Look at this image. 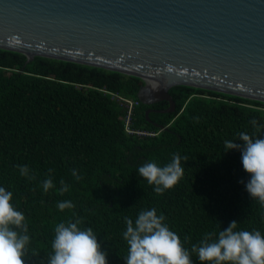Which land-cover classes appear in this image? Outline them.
Returning <instances> with one entry per match:
<instances>
[{
    "label": "trees",
    "instance_id": "1",
    "mask_svg": "<svg viewBox=\"0 0 264 264\" xmlns=\"http://www.w3.org/2000/svg\"><path fill=\"white\" fill-rule=\"evenodd\" d=\"M27 59L0 48V186L13 193L14 207L26 218L31 243L25 264H47L55 226L76 218L83 219L82 229H93L108 264H126L124 217L135 222L151 208L182 243L191 238L184 243L189 249L232 221L237 230L264 234V207L246 189L250 174L241 151H224L225 140L243 144L236 134L251 132L250 120L264 123V101L175 85L169 88L173 112L158 111L166 100L135 107L132 126L156 134H128L124 108L101 88L138 98L143 78L43 55ZM149 108L155 109L150 120ZM173 154L188 157L181 161L184 176L157 195L138 167L149 161L162 167ZM17 165H27L35 179L21 176ZM49 177L54 187L45 193L42 182ZM61 179L69 185L63 194ZM65 200L75 208L61 212L57 204ZM191 259L201 264L195 253Z\"/></svg>",
    "mask_w": 264,
    "mask_h": 264
},
{
    "label": "water",
    "instance_id": "2",
    "mask_svg": "<svg viewBox=\"0 0 264 264\" xmlns=\"http://www.w3.org/2000/svg\"><path fill=\"white\" fill-rule=\"evenodd\" d=\"M0 48L139 76L160 112L180 84L264 101V0H0Z\"/></svg>",
    "mask_w": 264,
    "mask_h": 264
},
{
    "label": "clouds",
    "instance_id": "3",
    "mask_svg": "<svg viewBox=\"0 0 264 264\" xmlns=\"http://www.w3.org/2000/svg\"><path fill=\"white\" fill-rule=\"evenodd\" d=\"M249 123L251 132L236 134V140L243 141V144L225 140L224 151H241L243 168L250 174L246 189L251 198L264 207V123L255 118ZM182 159L188 161L187 156L173 154L171 162L162 167L155 162H146L138 167V174L154 186L157 195H163L184 176ZM17 168L21 176L35 179L27 165H17ZM52 171L49 169V173ZM72 176L76 180L82 179L76 169L72 170ZM60 184L61 194L69 191V185L63 179ZM42 187L47 193L54 187L53 179L44 180ZM12 200L13 193L0 186V264H25L31 237L25 215L14 207ZM57 207L63 212L75 208V204L65 200ZM165 220L166 217L158 215L155 208L140 211L135 222L124 217L126 230L122 235L128 245L127 254L123 256L126 264H193V253L201 264H264V234L259 230H237L238 222L232 221L218 234L205 233L189 249L184 243L190 242L191 238L185 236L182 243ZM82 223V218H76L75 222L68 220L55 226L51 244L53 252L47 257V264H108L107 252L101 250L97 235L91 227H79Z\"/></svg>",
    "mask_w": 264,
    "mask_h": 264
},
{
    "label": "built area",
    "instance_id": "4",
    "mask_svg": "<svg viewBox=\"0 0 264 264\" xmlns=\"http://www.w3.org/2000/svg\"><path fill=\"white\" fill-rule=\"evenodd\" d=\"M101 90L104 93H108L113 98L117 99L120 105L124 108L125 110V115H124L125 130L128 134H136L140 136L142 135L152 136L156 134V132H152L147 129L134 128L132 126L135 107L141 103L139 98L126 97V96L120 95L117 92H112L106 88H101Z\"/></svg>",
    "mask_w": 264,
    "mask_h": 264
}]
</instances>
